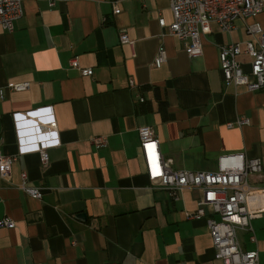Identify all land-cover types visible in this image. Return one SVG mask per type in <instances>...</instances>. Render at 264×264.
<instances>
[{"label": "crops", "instance_id": "crops-1", "mask_svg": "<svg viewBox=\"0 0 264 264\" xmlns=\"http://www.w3.org/2000/svg\"><path fill=\"white\" fill-rule=\"evenodd\" d=\"M50 1L25 0L13 30L0 27V153L16 156L0 177V219L14 222L0 227V264H223L206 224L217 216L203 206L204 217H189L202 192L174 199L151 186L140 127L154 131L173 169L215 171L223 154L261 159L246 201L252 232L237 229L236 238L264 264V88L225 83L218 60L220 45L250 38L244 22L228 32L212 23L202 55L189 57L158 24L172 21L169 0ZM257 21L264 28V8ZM121 33L132 43H121ZM160 47L166 60L156 67ZM237 59L249 72L251 58ZM21 82L28 89H10ZM30 110L36 116L15 123L14 113ZM47 114L58 143L42 165L33 148L54 134L35 122ZM242 117L248 124L226 125ZM97 137L106 145L96 148ZM22 173L40 198L20 189Z\"/></svg>", "mask_w": 264, "mask_h": 264}, {"label": "built area", "instance_id": "built-area-1", "mask_svg": "<svg viewBox=\"0 0 264 264\" xmlns=\"http://www.w3.org/2000/svg\"><path fill=\"white\" fill-rule=\"evenodd\" d=\"M25 0H0V27L8 32L14 28V22L23 15ZM53 0L50 1V5ZM172 21L166 24L164 18L158 19L160 27L184 42V50L189 57L201 56L202 38L210 33V25L215 23L222 31L228 32L234 28L236 20L244 22L245 31L250 36L242 47L239 42H228L219 46V68L225 83L234 86H244L248 91H258L264 88V28L257 21L263 11L264 0H169ZM121 43L132 42L125 33L119 35ZM241 54L248 55L249 72H244L237 59ZM166 60L165 50L160 47L153 64L159 67ZM92 74L91 68L81 69V75ZM129 88L133 81L129 80ZM28 82L10 85L11 90L23 91L28 89ZM3 91L0 89V99ZM142 102L143 98H139ZM35 110L26 114L14 113L15 123L19 118L36 116ZM27 118V117H26ZM246 117L237 118L226 125L243 126L248 124ZM36 128L54 134L52 138L40 140L34 146L38 152L42 165L48 161V148L58 143L55 135L57 122L52 114L46 115V120L35 122ZM20 129L18 128V131ZM139 145L148 180L153 188L165 189L171 198L177 199L184 189H198L202 192L200 207L189 214L191 218L205 216L203 206L210 209L217 218L206 217V224L211 236L215 257L223 264H259L257 250L244 251L236 238L237 229H246L252 232L250 214L247 209V196L256 189L249 180L253 174H260L263 166L260 158H247L243 153L220 155L217 159L215 171H192L188 169H173L171 159L165 158L159 149V141L150 127H140L137 130ZM96 148L106 145L104 137L93 139ZM16 156L0 153V177L8 178L12 163ZM20 189L33 198H40L39 188L26 185V174L22 173ZM14 222L9 218L0 219V227L11 228ZM250 239L254 241L251 234ZM104 264H114L105 262Z\"/></svg>", "mask_w": 264, "mask_h": 264}, {"label": "water", "instance_id": "water-1", "mask_svg": "<svg viewBox=\"0 0 264 264\" xmlns=\"http://www.w3.org/2000/svg\"><path fill=\"white\" fill-rule=\"evenodd\" d=\"M77 217L80 218V219H85V215L83 213L78 214Z\"/></svg>", "mask_w": 264, "mask_h": 264}]
</instances>
